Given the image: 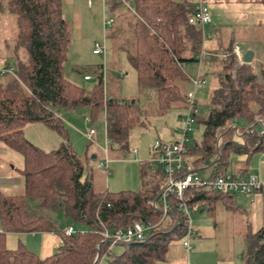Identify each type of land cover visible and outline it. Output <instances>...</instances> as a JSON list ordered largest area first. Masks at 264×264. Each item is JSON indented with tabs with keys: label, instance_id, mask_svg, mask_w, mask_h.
<instances>
[{
	"label": "trees",
	"instance_id": "obj_1",
	"mask_svg": "<svg viewBox=\"0 0 264 264\" xmlns=\"http://www.w3.org/2000/svg\"><path fill=\"white\" fill-rule=\"evenodd\" d=\"M123 1L103 0L111 11H118ZM127 3L125 10L110 19L105 38L114 49L125 53L137 84L154 93L160 113L184 108V95L175 81L187 79L184 62L197 61L204 26L187 21L194 0ZM7 7L15 16L16 37L26 60L17 61L12 73L0 72L6 76L0 84V141L22 157V192L12 195L0 191V264H91L95 245L99 251L106 246L100 241L102 228L113 230L136 220H157L159 212L149 202L159 193L161 182L139 191L95 192L90 177L81 179L82 164L65 136L56 149L43 151L26 140L21 129L42 122L62 135L63 125L53 108L87 106L90 118L97 113L103 116L106 145L126 150L130 130L143 125L138 100L106 96L101 64L90 71L93 83L88 90L64 78L62 63L70 29L62 16L61 0H7ZM233 44L229 39L221 56L214 53L218 54L220 71L209 94L210 106L204 116L198 111L194 115V125L202 126L199 143L188 145L189 135L185 141L192 167L213 163L210 175L229 172L230 154H244L245 160L255 153L264 154V130L256 129L258 125L264 127V63L259 64L258 74L251 71L249 63L235 64ZM83 80L90 81L91 77ZM231 125L236 126L237 135ZM207 192L226 207L234 195L191 188L184 192V201L191 206L204 199ZM27 201L37 202L29 205ZM54 206L60 208L63 217L87 229L64 235L34 210ZM175 216L174 226L160 227L144 241L117 244L122 246L121 251L113 254L110 249L104 264L162 262L170 241L184 233L183 217L177 212ZM42 231H53L60 239L49 256L38 258L21 244L13 249L5 247L6 233ZM260 234H248L247 238ZM253 245L245 264H264V241Z\"/></svg>",
	"mask_w": 264,
	"mask_h": 264
},
{
	"label": "rangeland",
	"instance_id": "obj_2",
	"mask_svg": "<svg viewBox=\"0 0 264 264\" xmlns=\"http://www.w3.org/2000/svg\"><path fill=\"white\" fill-rule=\"evenodd\" d=\"M204 2L208 7L209 14L212 15V21L213 19L215 21L214 24H212L214 21H211L210 24L212 25L202 28L205 44H208L209 41L211 45L217 44L218 52H221L226 47L229 39L236 40L242 52L251 51L253 53V58L249 64L251 71L258 74L259 64L264 63V0H204ZM127 4V0H124L118 11H111L107 5L102 3V0H61L62 16L70 29L66 58L62 63L64 78L88 90L93 83L90 71L95 65L101 64L104 76L103 89L106 96L138 100L139 118L142 120L143 125L135 126L130 130L127 149L118 150L104 144L103 116L101 113H97L95 117L90 118L87 106H76L70 109L53 108L54 113H59V118H61L62 135L42 122L29 123L21 129L22 136L43 151L56 149L63 140V136H65L74 155L82 164L81 179L90 177L92 190L95 192L104 189L112 192L120 190L139 191L153 186L157 177L154 173L153 164L147 161L150 148L155 140H172L176 135L175 127L179 125L177 114L178 116L184 114L181 107H174L160 113L154 93L137 84L134 70L129 65L125 53L114 49L109 39L105 38L107 28H103V20L113 19L117 12L126 9ZM14 17V14L8 10L7 0H0V57L4 60L0 63V66L3 67L15 66V59L23 58L22 63L26 60L24 48L16 37ZM96 42L100 45L103 44L104 55H93L91 53V49H93ZM8 52L14 53L15 57L6 55ZM218 54H214L209 48L199 62H184L182 68L188 79L175 81L180 94H185L191 90L189 79L193 78L197 72L204 79L205 85L199 87L195 93L197 110L202 116L209 109V93L216 86L217 73L220 71ZM85 72L90 75V81L82 79V73ZM2 80L1 77L0 81ZM90 129L93 130L94 134L91 135V141H88L84 134ZM256 129H261V126L258 125ZM201 130V124L194 125L189 134L190 138L187 140L188 145L192 146L199 143ZM104 147L107 150L105 155L103 153ZM133 149L138 150V153L133 154ZM92 155L94 158H91ZM257 157H261V160L264 155L255 153L248 159L250 161L252 158L251 161H255ZM112 158H115V160ZM104 159L108 161L107 168L102 165ZM243 159L245 157L242 155L230 154L228 169L235 171ZM21 167V155L7 148L0 141V173L5 176L3 180L0 179V185H6L5 194L21 193L19 173ZM200 167H195V174L199 177H206L208 174L207 169H200ZM0 191L3 192L1 186ZM240 199L243 200V198ZM36 202L27 201L29 205H35ZM232 203L235 205L238 202L234 199ZM221 207L219 200L214 203L202 200L188 206L190 211L189 220L192 225L199 222L208 223L211 221L209 217L214 218L218 208ZM256 207H258V204L254 206L252 203L250 204L251 217L248 221L250 222L251 235L257 234L258 231L252 232L260 224L264 229V202L261 210L258 208L255 210ZM253 209L256 213L251 215ZM34 210L36 214L46 218L52 225H58L62 230L66 223H69L74 231L82 232L87 229L86 226L71 222L63 217L58 206L34 207ZM230 216L232 221L235 219V231H238L241 224L240 219L242 220L244 217L239 212L230 214ZM262 235L264 237V233H261L259 237L247 238V242H244V244H240V240H236L233 252L244 254L246 262L254 246L253 244L264 241ZM16 239L21 242L22 236L19 234L14 235V233L7 234L5 247L8 249L15 248ZM182 239L183 236L171 240L170 243L181 245ZM121 249L122 246L113 245L111 252L116 254ZM212 256L216 257L218 255L214 253Z\"/></svg>",
	"mask_w": 264,
	"mask_h": 264
},
{
	"label": "built area",
	"instance_id": "obj_3",
	"mask_svg": "<svg viewBox=\"0 0 264 264\" xmlns=\"http://www.w3.org/2000/svg\"><path fill=\"white\" fill-rule=\"evenodd\" d=\"M189 23H197L200 26L211 22V17L208 8L202 0H194L191 15L188 16ZM103 28H108L111 25L110 19H104ZM235 64L243 63V54L240 46L237 43L232 45L231 49ZM93 54L103 53V44L94 43ZM204 51L202 47L196 55L197 62L202 59ZM1 73H12L11 68H6L0 71ZM89 76L84 75L83 79H88ZM191 90L184 94L183 115L178 116V126L175 127L177 134L176 140L160 141L155 140L150 148L149 162L158 167L162 181L157 196L150 200V206L159 212V217L155 221L136 220L122 227L108 230L102 228L100 231L101 242L105 243V249L98 250V244L95 245V255L91 264H104L105 257L110 253L113 245L128 243L131 241L141 242L150 238L158 228L163 226H174L177 222L175 212L183 217L184 233L181 245L184 248L188 247V240L191 236L189 224V208L184 201V192L191 189H203L213 191L217 194H241L247 195L256 190L264 191V182L257 179L254 174L236 175L231 172L222 174L207 175L199 177L195 174L192 164L186 156L185 141L186 137L191 133L194 126V115L197 112L195 103V93L205 84L204 79L196 73L193 78L189 79ZM233 133L238 134L235 125H231ZM264 127L261 126V131ZM93 130L90 129L84 135L86 139L91 140ZM106 143V141H105ZM103 152H106L104 148ZM134 152V150H133ZM103 166L107 165V160L102 162ZM64 235H70L74 229L70 225H66L62 230Z\"/></svg>",
	"mask_w": 264,
	"mask_h": 264
},
{
	"label": "crops",
	"instance_id": "obj_4",
	"mask_svg": "<svg viewBox=\"0 0 264 264\" xmlns=\"http://www.w3.org/2000/svg\"><path fill=\"white\" fill-rule=\"evenodd\" d=\"M102 3L104 4L103 0H102ZM210 17H211V21H212V15L211 14H210ZM213 21H214V19H213ZM210 23L205 24L202 28H204L205 26H209V25L214 24L215 21L212 24H210ZM232 40L234 43L238 44V42L236 40H234V39H232ZM205 42H204V37H203V32H202L201 47H202L203 51L205 52L210 48V50H212L213 53H219L220 56H221V54H223V51L218 52L219 50L216 47L217 44L211 45L210 41L208 42V44H205ZM203 43H204V46H203ZM91 53H92V49H91ZM6 55H10V56L12 55L11 57H15L14 53H10V52H8ZM93 55H104V46H103V53L102 54H93ZM252 58H253V53H252L251 59ZM22 59H19V60H22ZM103 59H104V56H103ZM19 60L15 59V63H17V61H19ZM2 61H4V60L2 57H0V63ZM6 68H11L14 70V66L8 65L6 67L0 66V71L3 69H6ZM84 75H88V73L87 72L82 73V78ZM88 76L90 77V75H88ZM1 77L3 78V80L0 82H4L6 76L1 75V73H0V78ZM103 78H104V76H103ZM178 89H179V87H178ZM147 90H150V89H147ZM149 92H152V91L150 90ZM151 94H153V93H151ZM181 95H184V94H181ZM195 103H196V99H195ZM196 108H197V105H196ZM181 109H183V107H181ZM55 116L60 117L59 113L55 114ZM177 117H178V114H177ZM60 120H61V118H60ZM93 134H94V132H93ZM176 138H177V134L175 135V137L172 140H169V141L172 142V141L176 140ZM88 141H91V140H88ZM105 141H106V139L104 136V144L106 145ZM133 150H134V152H133ZM133 150H132L133 154L138 153V150H136V149H133ZM106 152H107V150H106ZM106 152L105 153L103 152L104 155L106 154ZM237 155H242L243 157H245L244 154H237ZM149 157H150V151H149ZM91 158H94V156L92 155ZM252 158L250 159V161H249V159H247V160L243 159V161L238 165V168L235 171L229 170L228 166L226 169H227V171L232 172L233 174H236V175L245 176V175H247V173L248 174L252 173V174L256 175V177L259 181L264 182V157H262L263 159H261V160H260L261 157H257V159H255V161H251ZM112 159L115 160V158H112ZM187 159L190 162V157L188 155H187ZM147 161L149 162V160H147ZM248 161H249V163H248ZM212 164L213 163L204 164V165H202V167H200V169H202V168L207 169V171H208L207 175H210L214 169ZM153 167H154V171H155L154 172L155 176L157 177V179L154 183L158 184L161 182L162 176H161V173H160L158 167H156L154 164H153ZM106 168H107V166H106ZM192 168L194 171L196 170L194 167H192ZM4 177L5 176H3V174L0 173V179L3 180ZM0 186H1V190L4 193V189H7L6 185L5 186L0 185ZM21 187H22V185H21ZM21 192H22V190H21ZM213 195H214L213 193L207 192V195L202 200H205L207 202H213V203L217 200H219L221 202L222 207L218 208L215 217L214 218L209 217L211 219V221H209L208 223L199 222V223H195L194 225H192L190 220H189L190 229H191L192 234L188 240V247L184 248L182 245L174 244V243L168 244L164 260L162 262L157 263V264H245V258L246 257L244 256V254H242L241 252L238 254L236 252H233V248H234V246H236V240H240V244L241 243L244 244V242L247 241L246 239H247L248 234H251L250 229H249L250 228V222L248 221L249 218L251 217L250 216V204L252 203L253 206L255 204H258V207H256L255 210H257V208L261 210L262 203L264 202V191H254V192L249 193L247 195L234 194L229 199L231 201V203L228 204L229 207H226L220 199H218V198L213 199L212 198ZM240 198H243V200ZM234 199L237 200V202H238L237 204L234 203L235 205H233V203H232V200H234ZM202 200H200V201H202ZM200 201H197L196 203H198ZM247 203H249V204H247ZM37 208H39V207H37ZM255 210L254 209L252 210L251 215H254L256 213ZM235 212L241 213L242 216L244 217L242 220L240 219L241 224L239 225L240 227H238V231H235V229H236V227H235L236 224L234 221L235 219H233V221H232L231 216H230V214H235ZM67 224L68 223H66V225ZM247 224H248V226H247ZM52 227L55 230H62V228H60L58 225L57 226L52 225ZM262 227L263 226L260 224V226L256 230H254V232H252V233H255V231H258V232H261L263 234L264 229ZM262 229H263V231H262ZM7 234H12V233L9 232V233L5 234L4 243L7 239ZM16 234H19L22 236L21 242L16 239V241H17L16 246L18 244H21L29 252L33 253L38 258H44L46 256H49L57 248V246L59 245V242H60L58 234L53 232V231H42V232H31V233H14V235H16ZM191 241H192V243H191ZM214 253H216L218 256H216V257L212 256V255H214Z\"/></svg>",
	"mask_w": 264,
	"mask_h": 264
},
{
	"label": "water",
	"instance_id": "obj_5",
	"mask_svg": "<svg viewBox=\"0 0 264 264\" xmlns=\"http://www.w3.org/2000/svg\"><path fill=\"white\" fill-rule=\"evenodd\" d=\"M252 57V52L251 51H245L243 52V63H249Z\"/></svg>",
	"mask_w": 264,
	"mask_h": 264
}]
</instances>
